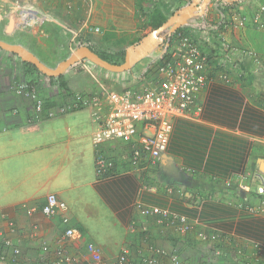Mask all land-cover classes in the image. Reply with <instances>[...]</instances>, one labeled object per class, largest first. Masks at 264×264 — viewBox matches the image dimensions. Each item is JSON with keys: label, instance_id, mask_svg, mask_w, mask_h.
Segmentation results:
<instances>
[{"label": "crops", "instance_id": "1", "mask_svg": "<svg viewBox=\"0 0 264 264\" xmlns=\"http://www.w3.org/2000/svg\"><path fill=\"white\" fill-rule=\"evenodd\" d=\"M87 1L89 25L107 33L128 35L130 42L147 39L157 24L192 2ZM259 3L214 0L204 19L209 24H216L221 18L232 21L234 15L251 19ZM29 13V17L37 18L34 11ZM198 20L197 16L188 20L185 32L202 41L203 25ZM221 38L226 45L221 46ZM221 38L207 48L206 54L216 56L211 62L218 63L223 60L221 47L227 48V61H238L243 74L229 71L228 78L223 79L219 71L209 73L211 81L200 96L198 117L175 119L166 153L158 167L147 174L129 173L123 166L111 177L98 178L97 151L91 143L94 123L80 111L31 123L28 112L20 105L22 100L6 91L1 93L0 227L5 226V221H15L19 228L15 239L23 245L38 236L37 241L55 243L64 231L59 219L46 218L40 212L29 216L23 205L40 207L47 195L56 194L68 203L74 225L103 248L105 264L114 263L124 244H136L140 230L142 237L148 235L154 244L169 251H182L179 246L184 244L195 251L198 233H204L207 240L210 236L231 237L240 246L264 244V197L256 193L259 179L264 178V65L255 63L249 54L264 56V30L232 26ZM80 47L90 46L77 49ZM151 57L155 58V52ZM79 61L63 71L68 89L73 93L99 90L98 80L93 79L87 81L86 88L79 89L80 81L74 75L76 69L84 72L76 67ZM151 61L148 57L141 62ZM87 62L104 81L112 79L111 87L129 84L127 71L112 72ZM12 78L1 76L0 82L9 84ZM56 86H51L55 94L59 92L57 88L60 90ZM129 149L122 142H114L103 145L101 152L123 160ZM138 203L187 218L195 232L187 241L178 238L172 229L158 225L156 219L143 218L136 208ZM105 216L108 222H104ZM90 218L102 222L98 224L100 228L94 227ZM116 235L125 240L115 238ZM172 240L179 246L175 247ZM71 248L73 256L85 255L84 248ZM114 252V256L109 254Z\"/></svg>", "mask_w": 264, "mask_h": 264}, {"label": "built area", "instance_id": "2", "mask_svg": "<svg viewBox=\"0 0 264 264\" xmlns=\"http://www.w3.org/2000/svg\"><path fill=\"white\" fill-rule=\"evenodd\" d=\"M209 2L210 0L196 1V11L192 14L199 16L198 21L203 25L202 41H196L186 34H175L171 26L154 29L149 35L151 42L148 56L153 61L142 63L139 59L134 62L128 70L129 84L118 90L97 81L96 73H93L85 60H80L76 67L90 74L98 82L99 90L74 93L70 99L54 101L56 107L48 108L46 97L41 91L43 85L47 84L46 79L34 84L14 81L10 90L21 99L30 101L33 116L41 115L45 110L50 118L88 110L92 123L95 124L92 144L97 151L95 171L98 178L111 177L123 166L129 173L147 174L158 167L162 155L166 153L175 119L198 117L200 96L211 81L209 73L219 71L217 73L223 79L228 78L229 71L243 74L238 61H227L230 50L221 47L223 60L214 66L208 62L207 48L232 26L244 29L251 22L252 26L264 30V4L259 3V6H256L252 19L234 15L232 21L221 18L217 24H209L203 16ZM25 6V3L21 4L16 0L6 12H0V20L14 18L16 15L19 17V27L32 26L35 21L29 22L28 13L31 10L24 9ZM201 17L203 18L200 19ZM83 29L94 34L103 32L102 28L93 27L87 21L83 24ZM79 32L74 33L69 44L73 54L79 46L85 45L76 41ZM221 40L223 46L225 40ZM154 52L155 58L151 57ZM249 54L255 63L264 65L263 56L252 52ZM114 142L129 146V154L125 159L119 160L101 152L103 145ZM256 193L257 196L264 197V178L259 179ZM23 208L29 216L37 213L36 208ZM136 208L143 218L156 219L158 225L172 229L180 239L187 241L189 235L195 232V228L185 217L141 203H138ZM39 212L46 218L59 219L64 227L63 233L53 244V254H50L52 249L45 244L44 253L52 256L45 264H105L102 249L74 225L69 205L58 195H47ZM131 228L135 229V225ZM18 232L19 228L13 220L5 221V226L0 228V262L12 263L19 258L21 250L15 239ZM139 236L136 244H124L121 247L114 264H187L178 251L158 247L148 235ZM202 240L217 242L218 245L226 244L225 247L215 246V254L208 258V264H216V260L232 264H264V244L254 242L240 246L231 237L216 239L210 236V240H207L204 233H198L196 241ZM71 247L84 248L85 255L78 258L73 256Z\"/></svg>", "mask_w": 264, "mask_h": 264}, {"label": "rangeland", "instance_id": "3", "mask_svg": "<svg viewBox=\"0 0 264 264\" xmlns=\"http://www.w3.org/2000/svg\"><path fill=\"white\" fill-rule=\"evenodd\" d=\"M15 1L16 0H0V12H6L9 9V7H11L15 3ZM18 1L21 4L25 3L26 6L24 9H30L35 12L37 18H33V19L29 18L30 23L34 21L35 23L27 28L19 27V21H17L19 17L16 15L14 18L9 17V19L7 20L6 19L4 21L0 20V41L6 42L8 44L22 46L25 50L32 53L35 57H37V59L41 63H43L49 68L55 69L59 63L65 61V59L69 57V55H71L69 44L70 41L73 39L74 33L78 31L80 32L76 40L78 41L77 43L83 42L85 45L92 47L98 53L104 54L106 58L111 61H121L119 60V57L116 55L121 53L122 51L127 52L129 50L132 52L137 47L139 41H141V40L139 41L136 40L130 42L129 40L130 37L128 35L107 33L103 29H102L103 32L98 34L90 33L85 29L82 30V26L85 23L86 17L88 15L87 13L89 6L87 0H29L28 3L23 2L24 0H18ZM262 1L263 0H261L260 3H262ZM192 2L190 3L192 4ZM18 13L20 14L19 11ZM77 51L78 52L74 53L75 59L79 60L84 58L101 68L106 67V64L100 63L97 59L93 60V58L96 56L95 55L96 53H94L88 47H80L79 49H77ZM71 62H73V60L63 63L62 68L70 66ZM0 68L2 69V71L0 70V77L1 76L6 77V75L10 77L13 76L9 84L8 83L6 84L5 80L3 85L0 82V94L1 93L4 94L5 91H9L14 81L23 80L28 83L31 80L34 81L37 79L39 80V77H37L35 73H31L29 68L25 65L24 62H22V60L18 55L9 53L2 49H0ZM8 69H10L11 72L8 71ZM77 71L78 70L76 69L74 75L80 81V84L78 85L79 89L82 90L86 88L87 81H91V79L95 81V79L90 74L86 72H77ZM86 74H88L89 76ZM97 80L102 81V83L107 87L112 86V83H110L112 79L111 80L108 79L107 81H104L102 78H100L97 75ZM50 84L51 85L47 87L45 84L42 90L44 91V94L46 96H55V92L53 91L51 86L52 84L55 86L57 84L52 82H50ZM113 88L118 90L120 86L114 85ZM57 89L59 90V88ZM11 96L13 97V95ZM20 105L21 107H24V109L27 112H29V110L31 109V104L28 101L26 102L22 100ZM9 111H11V109ZM80 113L84 116V118L86 119L88 118L89 122L92 124V120L90 118V112L88 110H81ZM28 115L30 118V112ZM43 124L40 126V128H43V126L45 125ZM92 127H94V125ZM92 146L96 151L93 144ZM23 206H26L27 209L36 208L37 212H39L41 207V206L30 207L27 204ZM73 210L75 211V208H73ZM90 219L94 227L100 228L98 224L102 222H97L95 219L93 220V218ZM104 219H105L104 222L105 221L108 222L109 220L107 216H105ZM104 234L107 236V233ZM141 234L142 231L139 234L140 235L139 237H142ZM38 237H36L35 240L29 239L28 244L25 243L26 245H23L20 241H18L17 244L20 247L21 254L17 259V261H14L12 263L0 262V264H45V262H49L52 256L49 257V254L47 255L44 253V246L45 244H47L48 247L52 249L50 254H53L54 242L37 241L36 239ZM116 237L120 239L122 238L121 240H125L123 236L116 235L115 238ZM122 243H120V246L122 245ZM172 243L173 245H175V247L179 246L177 244V241L175 240L174 241L172 240ZM109 245L111 244L109 243ZM215 245H218L217 242L214 243L212 241L208 242L205 240L197 241V243L194 244L195 251H193V248L190 247H189L190 250H188L187 249L188 246L184 244V246H179V248L182 251H179L177 253H179V255L184 259V261H186L187 264H208V258L215 254L216 251L215 248L226 246V244L218 245L216 247ZM174 251H178V250H174ZM109 254L111 256H114L115 252ZM213 263L214 262H212L211 264ZM215 263L232 264L227 261L219 262L218 260H216Z\"/></svg>", "mask_w": 264, "mask_h": 264}, {"label": "water", "instance_id": "4", "mask_svg": "<svg viewBox=\"0 0 264 264\" xmlns=\"http://www.w3.org/2000/svg\"><path fill=\"white\" fill-rule=\"evenodd\" d=\"M196 1L198 0H194V2L189 6L186 7L185 9L176 12L165 24V26H171L172 30H176L177 28L183 26L184 24L187 23V21L191 18L192 14L196 11ZM151 42V37L148 36L147 39H144L141 42V45L139 46V48L136 49V54L133 56V53H135L132 51L128 50V54L126 55V59H125V63L123 65H113V64H109L106 63L105 61H103L101 58L98 57V55H96L94 59H97L100 63L102 64H106V67L104 69H107L109 71L112 72H126L131 68V65L134 62H137L141 57H144L146 55H148L150 48H149V44ZM0 49L5 50L9 53H13V54H17L19 55V57L27 63H32L34 66H36L39 71L49 77H59L63 74V71L70 67L71 65H73L75 62L78 61V59H75V54L67 61H63L56 69H52L47 67L46 65H44L43 63H41L37 57H35L32 53H30L29 51L25 50L22 46L20 45H13V44H8L6 42L0 41ZM78 52V51H77ZM73 60V62L70 63V66L68 67H64L63 63H66L68 61ZM79 60H84V58L79 59ZM86 60V59H85Z\"/></svg>", "mask_w": 264, "mask_h": 264}, {"label": "trees", "instance_id": "5", "mask_svg": "<svg viewBox=\"0 0 264 264\" xmlns=\"http://www.w3.org/2000/svg\"><path fill=\"white\" fill-rule=\"evenodd\" d=\"M167 21L168 20H164V22H162L160 24H157L156 25L157 26V29L160 28L163 24L167 23ZM185 27H186V24H184L183 26L177 28L173 32H175V34H179L180 33V34H186V35H188V33L185 32ZM88 48L91 49V50H93L92 47H88ZM94 53H96V55H98V57L101 58L106 63L113 64V65H119V66L120 65H123L125 63L126 55L128 54V52L122 51L121 53H119V54L116 55V56L119 57V60H121V61H111V60H108L104 54H100L96 50L94 51ZM216 58H217L216 56H209L208 62L211 63V64H215V66H216L218 64V63H216V61L215 62H211V61H213ZM24 63L29 68V70L31 71V73H35L37 76L44 75L32 63H27V62H24ZM50 81L52 83H56L60 87V93L57 96V99L55 97H49V98L46 99L47 100V107H56L53 104L54 101L55 102H62L63 101L62 99L66 100V99H70L72 97L73 92H71L68 89L67 84H66V81H65V78H64V75H61V76L56 77V78H50ZM34 82H35L34 80L29 81V83H31V84L34 83ZM215 246H218V245H215Z\"/></svg>", "mask_w": 264, "mask_h": 264}, {"label": "clouds", "instance_id": "6", "mask_svg": "<svg viewBox=\"0 0 264 264\" xmlns=\"http://www.w3.org/2000/svg\"><path fill=\"white\" fill-rule=\"evenodd\" d=\"M214 0H210V2H209V4L207 5V8H206V13H205V15H207V13H208V8H209V6L212 4V2H213ZM193 2H194V0H193ZM192 2V3H193ZM227 5L228 6H230V3L227 1ZM205 15H203L204 17H206ZM197 16V15H196ZM196 16H191V18L190 19H192V18H194V17H196ZM199 17V16H198ZM245 17H247V16H245ZM247 18H249V17H247ZM189 19V20H190ZM252 19V18H251ZM169 20V19H168ZM219 22V21H218ZM166 24V23H165ZM165 24H163L161 27H163V26H165ZM217 24V23H216ZM252 26V23L250 22L248 25H247V27L246 28H248V27H251ZM254 27V26H253ZM255 28H257V27H255ZM245 29V28H244ZM259 29V28H258ZM225 32V31H224ZM224 32H223V34H224ZM143 41V40H142ZM142 41H140L138 44H137V46L139 45V44H141V42ZM133 48V47H132ZM137 48V47H136ZM77 51V50H76ZM75 51V52H76ZM128 52V51H127ZM253 53V52H252ZM13 54V53H12ZM257 54V53H256ZM16 55V54H15ZM259 55V54H258ZM19 56V55H18ZM149 56V53H148V55H146V56H144V57H141L140 58V60L142 61V60H144V59H146L147 57ZM262 56V55H261ZM209 57V56H208ZM264 57V56H263ZM144 58V59H143ZM21 59V58H20ZM22 60V59H21ZM85 61H87V60H85ZM22 62H24L23 60H22ZM128 72V71H127ZM37 77H39V76H37ZM48 78H49V80H48ZM50 78H52V77H49V76H47V75H42V77L41 78H39V80H43V79H46L47 80V83L48 82H51L50 81ZM54 78V77H53ZM20 80H22V79H20ZM38 79L37 80H35V82L34 83H36L37 81H39ZM110 80V79H109ZM23 81V80H22ZM14 83V82H13ZM34 83H32V84H34ZM28 84H31V83H29L28 82ZM45 85V84H44ZM44 85H43V87H42V89L44 88ZM46 85H51V84H46ZM47 87V86H46ZM41 89V91H42V93H43V95L46 97V99L47 98H49V97H55L56 98V96H58L59 95V93H60V90H58L59 92L58 93H56L55 94V96H46L45 94H44V91ZM8 90V89H7ZM6 92H8V93H10V95H14V96H16L15 94H13V92L11 91V90H9V91H6ZM84 92H88V91H84ZM74 93H77V92H74ZM73 93V94H74ZM17 98H19V99H21L20 97H18V96H16ZM21 100H23V99H21ZM23 101H25V100H23ZM27 102V101H26ZM29 103H30V101H28ZM31 104V103H30ZM54 104V103H53ZM32 106V105H31ZM48 108V107H47ZM29 112H30V122L32 123V122H35V121H37L39 118H44V119H55V118H50L48 115H46V110H45V112L43 113V114H41V115H36V116H33L32 115V110L30 109L29 110ZM29 112H28V114H29ZM18 113V110H16L15 112H14V114L16 115ZM72 114V113H71ZM68 115V114H67ZM62 116H65V115H60V116H58V117H56V118H59V117H62ZM31 117H33V118H31ZM17 224V223H16ZM93 242V241H92ZM99 246V245H98ZM100 247V246H99ZM101 248V247H100ZM102 249V248H101ZM103 251V250H102ZM103 254H104V252H103ZM119 256V255H118ZM105 257V256H104ZM106 260V259H105ZM117 260V259H116ZM46 263V262H45ZM106 263V262H105Z\"/></svg>", "mask_w": 264, "mask_h": 264}, {"label": "flooded vegetation", "instance_id": "7", "mask_svg": "<svg viewBox=\"0 0 264 264\" xmlns=\"http://www.w3.org/2000/svg\"><path fill=\"white\" fill-rule=\"evenodd\" d=\"M61 63H62V62H61ZM61 63H59V64L57 65V67H58ZM57 67H56V68H57ZM56 68H55V69H56Z\"/></svg>", "mask_w": 264, "mask_h": 264}, {"label": "bare ground", "instance_id": "8", "mask_svg": "<svg viewBox=\"0 0 264 264\" xmlns=\"http://www.w3.org/2000/svg\"><path fill=\"white\" fill-rule=\"evenodd\" d=\"M30 18H32V19H33L34 17H30Z\"/></svg>", "mask_w": 264, "mask_h": 264}]
</instances>
